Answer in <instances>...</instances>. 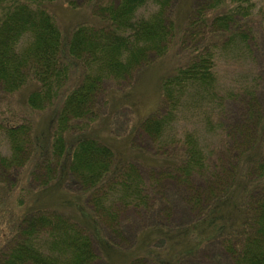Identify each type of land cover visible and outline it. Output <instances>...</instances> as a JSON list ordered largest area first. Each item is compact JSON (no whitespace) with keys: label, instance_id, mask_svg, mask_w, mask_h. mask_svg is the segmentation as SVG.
I'll return each mask as SVG.
<instances>
[{"label":"trees","instance_id":"obj_1","mask_svg":"<svg viewBox=\"0 0 264 264\" xmlns=\"http://www.w3.org/2000/svg\"><path fill=\"white\" fill-rule=\"evenodd\" d=\"M55 1L0 0V94L26 87L25 104L51 113L49 134L33 131L30 120L0 124V146L8 148L6 154L0 149V220L6 225L0 264H95L89 228L65 207L44 205L36 192L54 181L66 189L71 183L81 189L79 199L96 225L113 223L116 207L154 212L156 193L149 192L143 170L152 185L175 179L188 187L196 181L186 200L192 208L205 205L198 221L206 232L192 228L193 247L168 248L173 261L150 249L128 264H179L217 243L231 264H264V84L230 69L251 52L253 33L260 35L253 2L190 0L175 33L169 17L174 0H86L92 20L68 32L49 9ZM182 45L184 55L161 77L160 107L135 128L161 158L120 160L85 132L99 111L105 82L120 83L154 59L176 56ZM174 147L179 152L169 156ZM16 183L20 193L27 187L30 193L12 197ZM65 200L84 210L73 198ZM146 233L165 236L155 229ZM176 242L174 237L170 245Z\"/></svg>","mask_w":264,"mask_h":264},{"label":"rangeland","instance_id":"obj_2","mask_svg":"<svg viewBox=\"0 0 264 264\" xmlns=\"http://www.w3.org/2000/svg\"><path fill=\"white\" fill-rule=\"evenodd\" d=\"M86 0H57L49 5V9L54 14L60 28L63 32H68L70 29L79 22L91 21L88 8L83 4ZM108 1V0H102ZM206 0L205 3H207ZM253 3L252 15L258 21H261L260 35L257 31L253 33L254 37L251 40V52L245 54L242 60L231 67L232 73L240 75L246 74V77L252 76L260 79L261 84H264V0H251ZM70 4H77L72 6ZM204 3V4H205ZM203 5V4H202ZM0 5V16H1ZM190 10V0H174L170 18L174 19L175 33L178 32L182 26ZM211 10L206 8V12ZM244 29H247L245 27ZM186 46L191 44V40H186ZM185 45L177 51L176 56L170 52L165 58H157L144 68H141L129 76L126 80L120 83H111L106 81L104 89L99 95V111L95 112L93 122L88 123V128L85 132H92L94 136L101 139L103 142L112 147L120 160L133 159L142 162V156L146 159L161 158L153 154L152 150L155 144L147 140L144 135L138 131L135 133V128L145 116L150 112L158 109L161 105V98L159 93V84L162 75L175 66L180 57L185 53ZM231 56V54L229 53ZM236 67V68H234ZM255 74V75H254ZM27 93L26 87L18 90L12 94H0V124L14 119L18 121H31L33 131L40 132L45 130L47 134L50 131L51 113L49 111H35L25 104V96ZM264 97V95H263ZM264 99V98H263ZM262 99H258L256 104L260 106ZM264 107L261 105V107ZM163 109V108H162ZM183 123V122H182ZM180 128L179 130H181ZM135 133L134 137L132 135ZM151 147V149H150ZM0 149L3 153L8 152L7 146L2 144ZM178 147H174V151L170 150L169 156L177 155ZM252 151V150H251ZM141 154L142 156H140ZM163 157L165 155H162ZM122 157V158H121ZM64 163V162H63ZM44 168V167H43ZM17 169V176L23 173V168ZM143 170V169H142ZM147 170H143V177L145 182L150 184V193H156L154 200V209L152 214L146 212L147 209L132 210L131 208H117V216L113 223L104 222L103 219L100 224L95 223L91 218V211L85 199H79L82 194L81 189L77 186L69 184L70 188L66 189L60 182L54 181L51 186L45 189L38 190L36 193H41V202L44 205L55 206L58 208L65 207L69 216H72L78 223L82 224L89 229L93 244L95 246L98 260L95 264H128L130 259L135 255H145L146 250L153 249L165 255L172 261L175 257H170L171 251L181 250L182 248L193 247V240L196 238L190 234V230L200 231L199 234L206 232L199 225V217L203 213L207 201L202 204V208H192L187 203V198L194 193V183L191 182L188 187H183L177 182L162 179L153 184V179L146 174ZM176 181V180H175ZM52 182V181H50ZM31 184H34L33 182ZM13 188L14 193L12 197L23 196L24 193H30L27 188H24L22 193L19 191V186ZM152 185V186H151ZM73 186V187H72ZM33 185H31L30 189ZM193 188V189H192ZM50 189V190H46ZM204 187L197 189L203 190ZM46 190V191H45ZM44 192V193H43ZM19 193V196H18ZM190 195H187L189 194ZM186 194V195H185ZM200 195L202 193H199ZM157 195V196H156ZM28 196V195H27ZM65 198H73L74 201L82 204L81 212ZM159 198H162L163 203L160 204ZM77 199V200H75ZM165 203V204H164ZM65 204V206H64ZM85 213V214H84ZM4 219L0 220V231L6 227ZM100 226V227H99ZM97 229V230H96ZM153 229L160 231L163 235L162 238L157 239L159 233L148 234ZM181 232V234H180ZM1 233V232H0ZM180 234L176 237V235ZM187 235V236H186ZM177 240L175 244L170 245L171 241ZM0 234V244H1ZM104 241L110 243V248H104ZM202 250L196 255L186 258L184 262L179 264H231V256L223 252L220 244H212L203 246ZM170 253L166 254L167 249ZM189 257V256H188ZM128 261V262H127ZM142 262V261H141ZM150 260H143V264H152ZM175 264V263H174Z\"/></svg>","mask_w":264,"mask_h":264}]
</instances>
